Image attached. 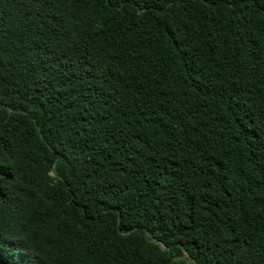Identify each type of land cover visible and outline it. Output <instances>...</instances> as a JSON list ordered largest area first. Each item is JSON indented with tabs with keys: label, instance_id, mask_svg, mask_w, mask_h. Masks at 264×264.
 Returning <instances> with one entry per match:
<instances>
[{
	"label": "trees",
	"instance_id": "trees-1",
	"mask_svg": "<svg viewBox=\"0 0 264 264\" xmlns=\"http://www.w3.org/2000/svg\"><path fill=\"white\" fill-rule=\"evenodd\" d=\"M264 264V0H0V264Z\"/></svg>",
	"mask_w": 264,
	"mask_h": 264
},
{
	"label": "rangeland",
	"instance_id": "rangeland-1",
	"mask_svg": "<svg viewBox=\"0 0 264 264\" xmlns=\"http://www.w3.org/2000/svg\"><path fill=\"white\" fill-rule=\"evenodd\" d=\"M187 263L188 264H193L192 260H190L189 258L187 259Z\"/></svg>",
	"mask_w": 264,
	"mask_h": 264
}]
</instances>
